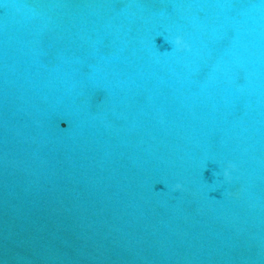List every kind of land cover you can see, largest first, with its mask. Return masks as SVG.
Instances as JSON below:
<instances>
[{"label": "water", "instance_id": "95a60500", "mask_svg": "<svg viewBox=\"0 0 264 264\" xmlns=\"http://www.w3.org/2000/svg\"><path fill=\"white\" fill-rule=\"evenodd\" d=\"M0 264H264V0H0Z\"/></svg>", "mask_w": 264, "mask_h": 264}, {"label": "clouds", "instance_id": "9594fccd", "mask_svg": "<svg viewBox=\"0 0 264 264\" xmlns=\"http://www.w3.org/2000/svg\"><path fill=\"white\" fill-rule=\"evenodd\" d=\"M178 43H179V41H177ZM225 178H227L228 177V173L227 172H225Z\"/></svg>", "mask_w": 264, "mask_h": 264}]
</instances>
